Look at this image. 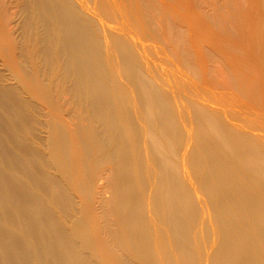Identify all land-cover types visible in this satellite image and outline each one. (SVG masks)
I'll list each match as a JSON object with an SVG mask.
<instances>
[{"label": "bare ground", "instance_id": "obj_1", "mask_svg": "<svg viewBox=\"0 0 264 264\" xmlns=\"http://www.w3.org/2000/svg\"><path fill=\"white\" fill-rule=\"evenodd\" d=\"M116 1L0 0V264H264V113L237 129Z\"/></svg>", "mask_w": 264, "mask_h": 264}, {"label": "rangeland", "instance_id": "obj_2", "mask_svg": "<svg viewBox=\"0 0 264 264\" xmlns=\"http://www.w3.org/2000/svg\"><path fill=\"white\" fill-rule=\"evenodd\" d=\"M116 3L133 14L135 6L142 10L145 39L152 52L158 53L165 70L175 72L185 87L202 85L211 95H220L229 113L239 122L235 127L253 134L250 122L261 120L249 107L264 113V109L249 100L256 90L264 101V0H117ZM157 20L163 27L158 39L154 36ZM181 52L183 59L192 63L203 59L206 75L202 77L198 68L180 61ZM262 130L259 127V131H254L264 136Z\"/></svg>", "mask_w": 264, "mask_h": 264}]
</instances>
